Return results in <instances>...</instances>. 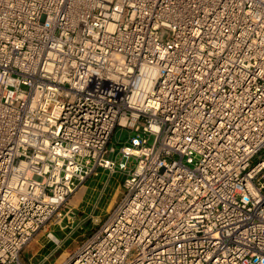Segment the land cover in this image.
<instances>
[{
  "label": "built area",
  "instance_id": "1",
  "mask_svg": "<svg viewBox=\"0 0 264 264\" xmlns=\"http://www.w3.org/2000/svg\"><path fill=\"white\" fill-rule=\"evenodd\" d=\"M99 168L59 264H264V0H0V264Z\"/></svg>",
  "mask_w": 264,
  "mask_h": 264
},
{
  "label": "rangeland",
  "instance_id": "2",
  "mask_svg": "<svg viewBox=\"0 0 264 264\" xmlns=\"http://www.w3.org/2000/svg\"><path fill=\"white\" fill-rule=\"evenodd\" d=\"M129 136L128 129L117 127L112 135L111 144H116L118 141L125 140ZM153 141V137L150 139V143ZM129 167H132V161L128 162ZM125 175L118 171L109 180V189L106 192L101 206L104 204L108 205L116 197H121V193L124 190L122 187V181ZM121 192H120V191ZM90 195V193H89ZM98 197V192L95 198ZM73 201V199H72ZM72 205V204H71ZM85 207L76 206L74 208L75 214L83 217L89 212L86 207V213L81 212ZM108 213L103 216L88 218L85 224H78V219L75 220L71 227H65L60 229V226L51 224L39 231L25 246L22 251V258L26 263L31 261H40L42 264H59L64 260L69 254H71L79 245V243L89 235L93 230H95L102 222V219L106 218ZM66 222H63L65 225ZM56 237H54L53 235ZM46 258V259H45Z\"/></svg>",
  "mask_w": 264,
  "mask_h": 264
},
{
  "label": "crops",
  "instance_id": "3",
  "mask_svg": "<svg viewBox=\"0 0 264 264\" xmlns=\"http://www.w3.org/2000/svg\"><path fill=\"white\" fill-rule=\"evenodd\" d=\"M118 172V171H117ZM116 172L114 173H109L108 170L104 168H99L98 173L91 175L84 183L82 186H80L75 193L71 196L69 200V204L73 206L74 208L78 205L81 207H85L81 210V212L86 213V207L89 210V212L85 215H82L83 217L79 216V214L75 215L74 222L75 220L78 219V224H85L87 222L88 218L95 219V217H100L103 216L104 214L108 213L115 205L116 203L121 199L124 190L121 193V197H116L108 205L104 204L101 206V202L106 194V192L109 189V180L114 176ZM124 181V179H123ZM123 181H122V187L123 186ZM120 191V190H119ZM98 192V197L95 198L96 193ZM121 192V191H120ZM90 193V195H89ZM73 199V201H72ZM104 221V218L102 219V222ZM74 222L69 225L68 227H71ZM102 222H99L98 225H100ZM60 229H62L60 227ZM53 235V234H52ZM54 236V235H53ZM55 237V236H54ZM56 238V237H55ZM46 259V258H45ZM40 264H42L40 261H35Z\"/></svg>",
  "mask_w": 264,
  "mask_h": 264
}]
</instances>
